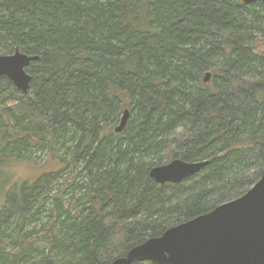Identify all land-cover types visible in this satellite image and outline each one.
<instances>
[{
	"label": "trees",
	"instance_id": "1",
	"mask_svg": "<svg viewBox=\"0 0 264 264\" xmlns=\"http://www.w3.org/2000/svg\"><path fill=\"white\" fill-rule=\"evenodd\" d=\"M16 49L38 58L26 93L0 76V264H109L259 178L262 2L0 0V54ZM30 158L56 167L7 184ZM175 158L207 164L150 177Z\"/></svg>",
	"mask_w": 264,
	"mask_h": 264
},
{
	"label": "water",
	"instance_id": "2",
	"mask_svg": "<svg viewBox=\"0 0 264 264\" xmlns=\"http://www.w3.org/2000/svg\"><path fill=\"white\" fill-rule=\"evenodd\" d=\"M253 3L264 0H241ZM37 55L14 50L0 54V76H7L23 93L31 76L26 71ZM206 72L204 81L209 80ZM129 111L123 110L115 127L120 132ZM207 161L188 162L178 158L153 166L150 177L157 183H178L193 176ZM264 264V167L259 178L241 195L222 202L211 210L150 236L109 264Z\"/></svg>",
	"mask_w": 264,
	"mask_h": 264
},
{
	"label": "rangeland",
	"instance_id": "3",
	"mask_svg": "<svg viewBox=\"0 0 264 264\" xmlns=\"http://www.w3.org/2000/svg\"><path fill=\"white\" fill-rule=\"evenodd\" d=\"M42 160L43 158L10 160L7 166H4V173L7 176V184L17 180L24 181L33 179L42 171L56 167V164L53 163H41Z\"/></svg>",
	"mask_w": 264,
	"mask_h": 264
}]
</instances>
